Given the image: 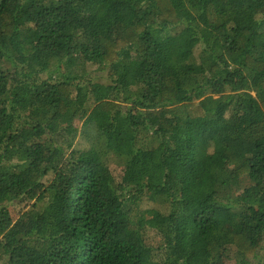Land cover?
Returning <instances> with one entry per match:
<instances>
[{"label": "trees", "instance_id": "obj_1", "mask_svg": "<svg viewBox=\"0 0 264 264\" xmlns=\"http://www.w3.org/2000/svg\"><path fill=\"white\" fill-rule=\"evenodd\" d=\"M262 235L264 0H0V264H264Z\"/></svg>", "mask_w": 264, "mask_h": 264}, {"label": "rangeland", "instance_id": "obj_2", "mask_svg": "<svg viewBox=\"0 0 264 264\" xmlns=\"http://www.w3.org/2000/svg\"><path fill=\"white\" fill-rule=\"evenodd\" d=\"M87 69V68H86ZM106 76V74H104ZM83 121H77L75 122V126L80 129L82 126ZM115 176L117 177V180L120 181L121 176H122V171L120 169H117L114 171ZM127 180V178H126ZM139 206L141 207V209H146L145 203H141L139 204ZM24 207H26L25 205H20V204H16V203H12L9 205L8 210L11 213V215H19L21 212H23ZM143 236H144V240L145 242L153 247H158L161 245V240L158 237V235H156L153 231L151 230H144L143 232ZM262 242V243H261ZM259 243H261V246H264V235H262L260 237ZM226 257V256H225ZM217 264H233V259H230L228 257L223 258L221 261H219Z\"/></svg>", "mask_w": 264, "mask_h": 264}]
</instances>
